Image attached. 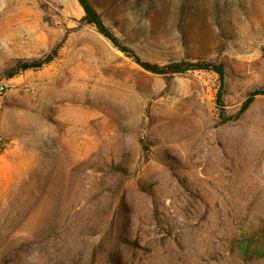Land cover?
<instances>
[{
    "label": "rangeland",
    "instance_id": "obj_1",
    "mask_svg": "<svg viewBox=\"0 0 264 264\" xmlns=\"http://www.w3.org/2000/svg\"><path fill=\"white\" fill-rule=\"evenodd\" d=\"M89 1L0 0V264H264V0Z\"/></svg>",
    "mask_w": 264,
    "mask_h": 264
},
{
    "label": "trees",
    "instance_id": "obj_2",
    "mask_svg": "<svg viewBox=\"0 0 264 264\" xmlns=\"http://www.w3.org/2000/svg\"><path fill=\"white\" fill-rule=\"evenodd\" d=\"M78 1L80 2V4L82 5L85 11V15L83 19L90 24H94L102 34H104L106 37L111 39V41H113L116 45L120 46L124 51L128 52L129 49H127L126 47H122L119 44L118 38L108 29V27L103 22L100 14L95 9V7L90 3V1L89 0H78ZM133 56L138 64H140L143 68L154 73H165L168 70L182 71V70L209 69L217 72L222 78L225 77V69L222 64L201 63V62H195V63L171 62L167 65H159L156 63H151L149 61L143 60L135 54H133ZM258 95H264V87L256 88L250 93L249 97L243 103L240 112L242 113L246 109H248ZM218 99L219 101L222 100V88L219 91Z\"/></svg>",
    "mask_w": 264,
    "mask_h": 264
},
{
    "label": "crops",
    "instance_id": "obj_3",
    "mask_svg": "<svg viewBox=\"0 0 264 264\" xmlns=\"http://www.w3.org/2000/svg\"><path fill=\"white\" fill-rule=\"evenodd\" d=\"M73 3L76 6L77 5V0H73Z\"/></svg>",
    "mask_w": 264,
    "mask_h": 264
}]
</instances>
